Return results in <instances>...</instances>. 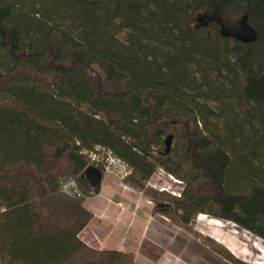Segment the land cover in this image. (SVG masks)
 I'll return each instance as SVG.
<instances>
[{
	"label": "trees",
	"instance_id": "obj_1",
	"mask_svg": "<svg viewBox=\"0 0 264 264\" xmlns=\"http://www.w3.org/2000/svg\"><path fill=\"white\" fill-rule=\"evenodd\" d=\"M96 146L155 212L264 241V0H0V264H137L81 238ZM158 168L180 197L147 187ZM70 177L82 196L61 191Z\"/></svg>",
	"mask_w": 264,
	"mask_h": 264
},
{
	"label": "crops",
	"instance_id": "obj_2",
	"mask_svg": "<svg viewBox=\"0 0 264 264\" xmlns=\"http://www.w3.org/2000/svg\"><path fill=\"white\" fill-rule=\"evenodd\" d=\"M83 178L90 187L99 186V193L86 200V206L94 214L81 234L88 245L101 250L131 252L137 264L193 262L184 255L190 240L184 235L178 240L177 226L167 216L155 212L148 197L94 167L88 169ZM213 238L235 249L234 241L225 242L220 232ZM181 252L184 259L182 255L178 258Z\"/></svg>",
	"mask_w": 264,
	"mask_h": 264
},
{
	"label": "rangeland",
	"instance_id": "obj_3",
	"mask_svg": "<svg viewBox=\"0 0 264 264\" xmlns=\"http://www.w3.org/2000/svg\"><path fill=\"white\" fill-rule=\"evenodd\" d=\"M244 21L246 22V25L251 28L247 20L243 19V15H233L232 17L226 19L223 23L225 24V28L227 30L234 33H240L244 31ZM198 23L201 22L198 21ZM173 187L175 190H179L181 187L182 191V185L180 184L174 182ZM141 193L145 195L143 192ZM163 193L174 196L168 192ZM148 198L152 201L153 206H155V202L150 197ZM170 221L177 226L175 235L178 240L181 237L180 235H184L190 240V243L186 248V253L184 254L185 256L187 255L186 260L191 258L193 261L192 263L188 264H233L229 260L225 259L222 255L218 254L217 251H215V246H213L210 241L215 243V245L224 247L235 258L244 261L247 264H264V241L241 229L232 222L220 220L207 214H199L195 221L189 224L187 227H182L181 225L173 222L171 219ZM218 232L221 233L225 239V242L227 241L231 243L234 241L236 245L235 249L227 246V244L224 245L216 241L213 237L216 236ZM178 243H180V241H178ZM178 249L179 247L177 250ZM182 253L183 252L178 253V258H180L179 255H182ZM184 255H182L183 259ZM176 262L177 264H181L180 261Z\"/></svg>",
	"mask_w": 264,
	"mask_h": 264
},
{
	"label": "built area",
	"instance_id": "obj_4",
	"mask_svg": "<svg viewBox=\"0 0 264 264\" xmlns=\"http://www.w3.org/2000/svg\"><path fill=\"white\" fill-rule=\"evenodd\" d=\"M93 167L101 169L104 173L117 177L126 184L125 180L132 174L131 167L117 157L110 149L103 146H96L91 152H85ZM182 185L174 175L168 173L162 168H158L147 180L148 187L159 192H168L174 196H181V187L179 190L173 189V183ZM127 185V184H126ZM61 191L71 196H82L83 191L77 179L70 177L61 184Z\"/></svg>",
	"mask_w": 264,
	"mask_h": 264
},
{
	"label": "water",
	"instance_id": "obj_5",
	"mask_svg": "<svg viewBox=\"0 0 264 264\" xmlns=\"http://www.w3.org/2000/svg\"><path fill=\"white\" fill-rule=\"evenodd\" d=\"M243 32H240L238 35L242 36L244 39H252L255 37V32L252 28H250L248 25H246V22L244 21L243 24ZM172 135H170L167 140H166V150L167 152L169 151L171 147V142H172Z\"/></svg>",
	"mask_w": 264,
	"mask_h": 264
}]
</instances>
